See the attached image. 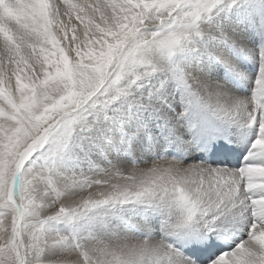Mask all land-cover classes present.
<instances>
[{
	"label": "snow or ice",
	"instance_id": "6c2138e0",
	"mask_svg": "<svg viewBox=\"0 0 264 264\" xmlns=\"http://www.w3.org/2000/svg\"><path fill=\"white\" fill-rule=\"evenodd\" d=\"M0 264H264V0H0Z\"/></svg>",
	"mask_w": 264,
	"mask_h": 264
}]
</instances>
